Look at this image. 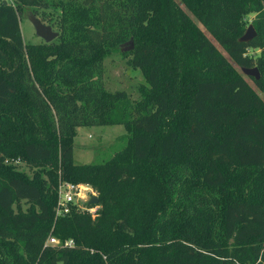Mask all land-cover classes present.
Returning a JSON list of instances; mask_svg holds the SVG:
<instances>
[{
  "label": "trees",
  "instance_id": "1",
  "mask_svg": "<svg viewBox=\"0 0 264 264\" xmlns=\"http://www.w3.org/2000/svg\"><path fill=\"white\" fill-rule=\"evenodd\" d=\"M49 7L59 34L23 42V8ZM115 52L134 99L103 87ZM233 65L264 95V0L0 1V264H264V101ZM108 124L122 147L75 163L76 128ZM59 180L88 184L95 214L54 220Z\"/></svg>",
  "mask_w": 264,
  "mask_h": 264
},
{
  "label": "rangeland",
  "instance_id": "2",
  "mask_svg": "<svg viewBox=\"0 0 264 264\" xmlns=\"http://www.w3.org/2000/svg\"><path fill=\"white\" fill-rule=\"evenodd\" d=\"M2 1V0H0ZM9 3L11 0H5ZM187 15L191 14L185 9ZM31 14L36 17L40 22L49 25L52 31L57 35L60 32L58 26V19L60 12L56 8H47L44 11L41 9L37 13L33 12L30 8H23L19 15V29L23 42L40 43L43 42L38 36L35 35L33 27L29 22L27 16ZM253 14L246 15L244 23V30L248 25H251ZM202 30V26L197 24ZM204 34L215 45L218 51L226 57L225 52L214 41V39L204 31ZM244 32V31H243ZM124 47H127L124 46ZM258 53V50L251 49V52ZM239 73V67L233 65ZM242 74V73H241ZM245 81L254 89V91L263 99L264 95L258 91L253 85L251 77L243 75ZM101 80L103 87L108 91L122 90L131 99L137 95L136 87L143 82L141 73L137 69H133L126 64V58L122 57L119 52L112 53L104 57L102 61V75ZM126 132L120 124L96 125L90 127H77L76 134L72 139L73 161L75 163H99L109 158L115 151L120 149L124 144ZM6 164H13L18 170L23 171L28 177L31 176V169L19 160H4ZM27 204L20 203L22 210L27 208Z\"/></svg>",
  "mask_w": 264,
  "mask_h": 264
},
{
  "label": "built area",
  "instance_id": "3",
  "mask_svg": "<svg viewBox=\"0 0 264 264\" xmlns=\"http://www.w3.org/2000/svg\"><path fill=\"white\" fill-rule=\"evenodd\" d=\"M91 196H96V194L88 184L59 180L56 186V200L53 207L54 220L68 214L71 208L88 212L93 216L98 206L96 204H87ZM71 245H73L71 239H65L60 242L52 235H48L44 241V246L69 247Z\"/></svg>",
  "mask_w": 264,
  "mask_h": 264
},
{
  "label": "water",
  "instance_id": "4",
  "mask_svg": "<svg viewBox=\"0 0 264 264\" xmlns=\"http://www.w3.org/2000/svg\"><path fill=\"white\" fill-rule=\"evenodd\" d=\"M2 4H5L6 1L2 0ZM29 22L31 23L34 33L36 36H38L40 39H42L43 42H50L52 41L56 36L57 33L52 31L51 27L49 25H45L42 22H40L36 17L29 14L27 16ZM256 32L253 29L251 25H248L242 35L238 38V41L246 42L253 38L255 36ZM240 72L248 77H252L255 80L259 78V72L256 67H240ZM98 202L97 196H91L87 204L88 205H94Z\"/></svg>",
  "mask_w": 264,
  "mask_h": 264
},
{
  "label": "crops",
  "instance_id": "5",
  "mask_svg": "<svg viewBox=\"0 0 264 264\" xmlns=\"http://www.w3.org/2000/svg\"><path fill=\"white\" fill-rule=\"evenodd\" d=\"M77 129V128H76Z\"/></svg>",
  "mask_w": 264,
  "mask_h": 264
}]
</instances>
